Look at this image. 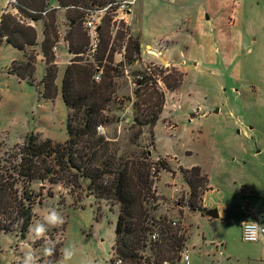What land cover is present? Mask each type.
Returning <instances> with one entry per match:
<instances>
[{"label": "rangeland", "instance_id": "374dc122", "mask_svg": "<svg viewBox=\"0 0 264 264\" xmlns=\"http://www.w3.org/2000/svg\"><path fill=\"white\" fill-rule=\"evenodd\" d=\"M4 1L0 0V8ZM217 1L137 0L134 7L142 13L143 46L146 42L151 43L152 48L159 44L156 50L150 49L148 56L144 54L142 58L139 55L138 60L131 62L124 56L128 53L125 47L129 33L137 37L135 16L124 21L114 19L110 11L86 15L77 7L74 10L79 13V18L74 25L69 20L72 9L53 0L48 1L47 7L56 6L52 11L58 37L53 46L59 42L67 44L65 37L69 38V32H73L76 43L87 41L83 53L79 54V63L89 60L94 68L101 67L102 72L105 60H95V54H100L105 47L107 51L111 49L112 65L117 69L110 72L116 81L115 102L111 101L104 113L113 119L102 124L101 134L115 140L120 150L132 148L128 142V127L136 114L133 101L136 99L135 81L140 78L138 74H149L165 66L185 72L177 91L165 96L162 112L152 129L154 146H151L150 128H142L140 143L144 149L149 150L153 159L163 156L176 171L174 176L164 170L160 172L156 191L165 196L158 200L154 214L165 216L171 224L176 220L172 225L181 228L180 232L185 231L190 264H261L255 260L260 256L258 242L241 239L240 217L248 208V198L239 183L252 184L254 179L264 176V0H234L235 5L238 2L236 21L232 27L223 26L224 34L229 37L226 41L217 37V31L222 28L215 14L218 11L220 16L224 12ZM9 2L13 9L6 12L14 15L21 24L35 29L37 44L26 47L28 52L36 53L35 72L29 81L7 72L12 59L24 57L21 51L6 43L4 37L0 40L2 157L30 132L40 139L65 140L69 112L59 94L53 99H44L40 95V80L46 63L38 41L49 18L42 14L35 20L29 15L32 11L21 13L14 7V2ZM226 2L231 6L232 0ZM101 6H94V9ZM200 13L204 18L210 16L205 27L197 22ZM87 18L97 21L95 31L88 33L85 29ZM53 46L51 50L57 69L55 82L59 86L64 68L74 54L68 53L64 45H59L58 52ZM143 50L145 53V48ZM117 54L122 57L118 65L119 62H115ZM194 164L207 173L208 183L213 187L204 197L209 208L224 209L226 215L206 218L183 208L189 188L176 180V176L181 177L177 169L178 165L189 167ZM31 188L41 192V202L33 207V217L24 239L16 232H0V264H21L25 251H32L38 264H50L44 255L42 241L32 240L30 228L52 209L65 217V224L59 229L51 228L47 233L49 239L57 242L54 255L57 254L58 259L51 264H60L62 249L66 246L76 250L69 264H109L116 218L113 202L95 200L86 196L84 190L71 193L62 183L35 181ZM95 215H101V218L95 221ZM144 253L148 255L149 251L146 249ZM176 264H183L181 258Z\"/></svg>", "mask_w": 264, "mask_h": 264}, {"label": "trees", "instance_id": "16d2710c", "mask_svg": "<svg viewBox=\"0 0 264 264\" xmlns=\"http://www.w3.org/2000/svg\"><path fill=\"white\" fill-rule=\"evenodd\" d=\"M48 1L15 0V7L21 13L32 11L29 15L35 20L42 17L43 11H46V17L49 18V22L44 23L39 43L46 63L40 80V95L44 99H53L59 94L69 109L66 119L67 138L63 141L40 139L30 132L21 143L14 144L9 152L0 156V232H16L24 239L33 217V207L35 203L41 202V192L31 188L32 182L62 183L71 193L84 190L86 196L113 202L117 206L111 245L113 254L109 264H176L185 247V231L180 232L182 229L175 228L173 225L176 223L172 225L171 220L165 216L154 214L158 200L163 199L156 191L160 172L164 170L174 176L176 171L163 156L153 159L140 140L142 128L148 126L152 136L151 146H154L152 129L162 112L166 92L178 89L185 72L165 66L149 74H138L140 78L135 81L136 99L133 101L136 114L128 127V142L132 148L120 150L115 140L96 130V126L113 119L104 113L108 104L115 102L116 81L110 72L117 69L112 65L111 49L107 51L105 47L100 54H95V60H105V70L96 82L92 79L96 70L92 63L89 60L79 63V54L84 51L86 39L85 42L76 43L70 31V37H65V40L69 53L74 56L65 66L58 86L55 82V56L51 50L58 36L53 8L47 10ZM56 1L60 6L72 9L73 14L69 20L75 25L79 13L74 9L104 6L111 0ZM1 37H5V42L21 51L24 57L12 59L7 72L30 81L35 72L36 53L28 52L26 47L37 44L35 29L21 24L14 15L2 12L0 40ZM125 49L128 53L124 57L128 62L138 60V37L129 34ZM177 170L189 188L185 206L189 211L203 213L200 201L207 189V175L197 164L189 167L179 165ZM179 214L181 216L182 212ZM100 218L101 215H95L94 220ZM155 228L158 229V237L149 240V234ZM146 249L148 255L144 253ZM48 259L55 262L57 254Z\"/></svg>", "mask_w": 264, "mask_h": 264}, {"label": "crops", "instance_id": "0c3cea01", "mask_svg": "<svg viewBox=\"0 0 264 264\" xmlns=\"http://www.w3.org/2000/svg\"><path fill=\"white\" fill-rule=\"evenodd\" d=\"M55 1L56 0H53V2H55ZM217 3L219 4V8L221 10H224V12L221 13L220 16H218V13H219L218 11H216L217 13L215 14L216 15V21L218 22L220 28H222V29H219L217 31V37H218V40H220V41H226V39L229 38V37H227V35L224 34V32H223V30H224L223 29V26L228 25V26H231L232 27L235 24V21L236 20H235V17L234 16H235V13H237L236 7L238 5V2L235 5V1L232 0L231 6L228 5V3L226 2V0H218ZM229 7H231L230 10H229ZM11 9H13V6L9 2V0H5L3 7L0 8V13L6 12V11L11 10ZM141 15H142L141 11L138 10V9L135 10V7H133L132 10H131V12H130V14L127 15V20L130 21V19H132L134 16L136 18L137 37H138V40H139V46L141 48L140 49V51H141L140 55L143 58L144 57V54H147V56L150 54V52H148V51H150V49L151 50L152 49L153 50H156L157 49V46L156 45H158L159 43L156 44V45H154L155 48H152L151 47V43H149V42H146L144 44V46H143V42H142L143 35H142V29H141V24H140L141 23V17H142ZM226 16H228V17H226ZM209 21H210V16H205V18H204L201 15V13L198 14L197 22L201 26L205 27L208 24ZM41 40H42V37H40V39H39L38 42L40 43ZM62 43H64V42H61V43L59 42V43L56 44V49H57L56 52H58L59 45H64L66 47V49H67V52L69 53L67 44H65V43L62 44ZM144 48H145V51L147 53L146 52L143 53L144 52V50H143ZM152 53H154V55H156V57L160 58L159 56H157V54L155 52H152ZM160 53H163V52H161V50H160ZM117 55H118V58H115V62H120L122 60V57H121L120 54H117ZM176 91H174V92H176ZM169 93H173V92L167 91L166 92V95L169 94ZM165 106H166V104H165ZM260 150H261V148H260ZM252 155H254V153H252ZM201 170H202L203 173H205L207 175V173L204 172V170L202 168H201ZM207 177H208V175H207ZM177 179H178V183L180 185H186L182 181L183 179L180 176H176V180ZM208 181H209V177H208ZM208 181H207V189L204 190V192L202 194V197H201V201H200L201 206H202V208H204V210L209 208V204L206 201V199L204 198L205 197V194L208 191L213 190V187L209 185ZM253 181L254 182H252V184H248L245 181H242V182L239 183V184H241L240 185L241 186V189H243L244 196H246L248 198L246 200L247 205H248V208H246L243 211V215L240 217V223H239L240 228H241V223L243 221H245V220L247 221V220L252 219L254 217L256 219H258L260 222H263L264 223V176L263 177H258V179H254ZM179 184H177V185H179ZM174 191H177L176 186H174ZM157 193L158 194H161V195H164L163 193L158 192V191H157ZM89 197H91V196H89ZM115 207H114L115 208V211L117 212V206H115ZM183 208H187V210L189 211V209H188L187 206H184ZM194 212L200 213V215H203L204 214V212L201 213V212L196 211V210L195 211H190V213H194ZM217 212H218L217 218L219 216L226 215V210H224V209L223 210H217ZM203 216H205L206 218H208V216H206V215H203ZM187 238H188V236H187ZM257 242H258L257 243V247H258V251L257 252L260 254V256L259 257H256L255 260L258 263L264 264V238H261ZM188 247L189 246L187 245V239H186V241H185V247L182 248V253H186L188 255V263H185V262L181 261V263H183V264H190V257H189V254H188L189 253Z\"/></svg>", "mask_w": 264, "mask_h": 264}, {"label": "built area", "instance_id": "2783aa9c", "mask_svg": "<svg viewBox=\"0 0 264 264\" xmlns=\"http://www.w3.org/2000/svg\"><path fill=\"white\" fill-rule=\"evenodd\" d=\"M11 2L15 3V0H9ZM137 0H114L112 2H109L105 4L102 7L99 8H83L78 7L81 10H84L85 14L88 15L89 13L92 15L94 14H103L108 11L112 12V15L114 19L118 20H127V15L130 14L132 8L136 4ZM15 7V6H14ZM55 5H52L48 7L47 10L55 8ZM16 8V7H15ZM16 10V9H14ZM46 11H43L42 14H45ZM90 15V17H91ZM94 17V16H93ZM98 20V17H97ZM97 21L95 19L87 18L85 20L84 26L85 29L89 32H93L96 30L97 27ZM5 38V37H4ZM53 49H56V46H53ZM150 52V51H148ZM152 53V52H151ZM102 68L99 66H96V70L92 76V79L96 82H98L101 78ZM96 130L98 132H101L102 125L96 126ZM176 220H172V224H175ZM241 239L246 242H257L261 238H264V223L260 222L255 217L249 220H245L241 223ZM158 237V232L153 230L151 234H149V240H156ZM181 254V261L188 263V255L186 253H180Z\"/></svg>", "mask_w": 264, "mask_h": 264}, {"label": "clouds", "instance_id": "9594fccd", "mask_svg": "<svg viewBox=\"0 0 264 264\" xmlns=\"http://www.w3.org/2000/svg\"><path fill=\"white\" fill-rule=\"evenodd\" d=\"M65 224V217L55 209L47 211L42 219L38 220L30 228V236L32 240L42 241L44 255L52 257L56 249V241L48 238L49 229H59ZM76 255V250L73 246H66L62 249V260L60 264H69ZM21 264H38L37 258L32 251H25ZM51 264V262H50Z\"/></svg>", "mask_w": 264, "mask_h": 264}, {"label": "water", "instance_id": "95a60500", "mask_svg": "<svg viewBox=\"0 0 264 264\" xmlns=\"http://www.w3.org/2000/svg\"><path fill=\"white\" fill-rule=\"evenodd\" d=\"M163 62H166V61L163 59ZM217 214H218L217 209L208 208V209L204 210V214L203 215H206L208 217L217 218Z\"/></svg>", "mask_w": 264, "mask_h": 264}]
</instances>
